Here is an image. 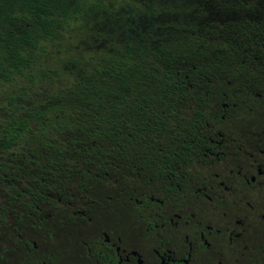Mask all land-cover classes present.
<instances>
[{
  "label": "flooded vegetation",
  "instance_id": "obj_1",
  "mask_svg": "<svg viewBox=\"0 0 264 264\" xmlns=\"http://www.w3.org/2000/svg\"><path fill=\"white\" fill-rule=\"evenodd\" d=\"M241 8L210 6L208 65L157 130L0 151V264H264V10Z\"/></svg>",
  "mask_w": 264,
  "mask_h": 264
},
{
  "label": "trees",
  "instance_id": "obj_2",
  "mask_svg": "<svg viewBox=\"0 0 264 264\" xmlns=\"http://www.w3.org/2000/svg\"><path fill=\"white\" fill-rule=\"evenodd\" d=\"M252 4L264 10V0H0V151L58 143L62 133L101 156L113 127L128 121L136 138L157 130L158 102L186 99L185 77L208 65L196 35L213 24L210 6ZM75 33L86 62L62 53Z\"/></svg>",
  "mask_w": 264,
  "mask_h": 264
},
{
  "label": "rangeland",
  "instance_id": "obj_3",
  "mask_svg": "<svg viewBox=\"0 0 264 264\" xmlns=\"http://www.w3.org/2000/svg\"><path fill=\"white\" fill-rule=\"evenodd\" d=\"M82 33L84 34L83 30H82ZM83 34H80V33L76 34L75 33L74 38L65 44L64 48L62 49V53L67 54L68 55L67 57L79 59L81 62L82 61L86 62L87 58L89 57V55L86 53V49L88 48V45L85 41H83V39H84ZM94 43H96V41H94ZM98 50H99V48H98ZM97 59H98L97 56L92 57V60L95 62H97ZM54 61H55V59H54ZM15 89H17V88L14 87V90ZM48 89H49V86L47 84H44V85L38 87L36 89V92L38 94L44 93ZM258 244L259 245L264 244V228H260L259 235H258ZM260 248L262 250H264V248H262L261 245H260ZM261 258H262V255H260L259 261H260V264H263L261 261Z\"/></svg>",
  "mask_w": 264,
  "mask_h": 264
}]
</instances>
